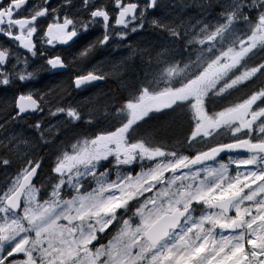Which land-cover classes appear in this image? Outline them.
<instances>
[{
	"label": "snow or ice",
	"instance_id": "6c2138e0",
	"mask_svg": "<svg viewBox=\"0 0 264 264\" xmlns=\"http://www.w3.org/2000/svg\"><path fill=\"white\" fill-rule=\"evenodd\" d=\"M0 264H264V0H0Z\"/></svg>",
	"mask_w": 264,
	"mask_h": 264
},
{
	"label": "flooded vegetation",
	"instance_id": "af4514ba",
	"mask_svg": "<svg viewBox=\"0 0 264 264\" xmlns=\"http://www.w3.org/2000/svg\"><path fill=\"white\" fill-rule=\"evenodd\" d=\"M124 54V50L120 49L119 51H114L113 52V56H115L116 58H119V56ZM100 88H102L103 90L107 91V89L109 87H113L112 82H110L109 84H101L99 85Z\"/></svg>",
	"mask_w": 264,
	"mask_h": 264
},
{
	"label": "rangeland",
	"instance_id": "374dc122",
	"mask_svg": "<svg viewBox=\"0 0 264 264\" xmlns=\"http://www.w3.org/2000/svg\"><path fill=\"white\" fill-rule=\"evenodd\" d=\"M149 37H133V40H136V39H148ZM112 83H114V82H112ZM115 84V83H114Z\"/></svg>",
	"mask_w": 264,
	"mask_h": 264
},
{
	"label": "bare ground",
	"instance_id": "6f19581e",
	"mask_svg": "<svg viewBox=\"0 0 264 264\" xmlns=\"http://www.w3.org/2000/svg\"><path fill=\"white\" fill-rule=\"evenodd\" d=\"M112 85L115 87V84L114 83H112Z\"/></svg>",
	"mask_w": 264,
	"mask_h": 264
},
{
	"label": "trees",
	"instance_id": "16d2710c",
	"mask_svg": "<svg viewBox=\"0 0 264 264\" xmlns=\"http://www.w3.org/2000/svg\"><path fill=\"white\" fill-rule=\"evenodd\" d=\"M114 87V86H113Z\"/></svg>",
	"mask_w": 264,
	"mask_h": 264
}]
</instances>
